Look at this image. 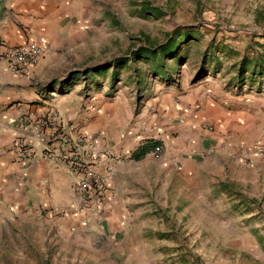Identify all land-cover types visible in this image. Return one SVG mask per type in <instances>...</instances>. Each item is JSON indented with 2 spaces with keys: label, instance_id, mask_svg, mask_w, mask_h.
I'll return each mask as SVG.
<instances>
[{
  "label": "rangeland",
  "instance_id": "obj_1",
  "mask_svg": "<svg viewBox=\"0 0 264 264\" xmlns=\"http://www.w3.org/2000/svg\"><path fill=\"white\" fill-rule=\"evenodd\" d=\"M149 2L153 5L146 7L159 11L149 14L140 5H120L119 35L107 28L98 36V43H91L89 57L79 64L73 59L72 67L112 61L140 46L157 49L176 36L178 60L164 58L163 79L157 74L160 65L145 59L129 60L114 81L111 70L97 75L79 71L73 79L81 85L85 99L92 96L105 107L109 118L123 124L131 147L148 138L159 141L161 151L157 154L149 152L139 160L130 153L114 156L125 166L142 165L145 173L152 175L151 195L148 189L146 194L134 192L132 187L134 201L122 203L109 216L107 212L84 222L81 215L74 214L79 218L73 225L77 228L68 233L57 230L50 240L46 237L51 245V250L44 252L51 256L46 264H103L109 256L110 264H264V166L258 175L249 171L246 184L230 179L228 170L223 179L206 175L196 185L180 179L176 170L167 178L162 176L160 164L166 151L195 158L200 146L187 122L184 131H175L170 125L176 118L159 106L161 89L169 84L190 91L198 84L226 83L229 88L237 83L241 59L264 55V0ZM183 32L188 33L187 41L178 34ZM71 75L58 71L50 89L54 96L70 93ZM249 88L243 89L241 96L254 95ZM250 104V110H264L262 105ZM260 118L255 131L250 130L252 138H264V120ZM260 159L264 163V158ZM120 184V195L125 197L131 183L124 180Z\"/></svg>",
  "mask_w": 264,
  "mask_h": 264
},
{
  "label": "crops",
  "instance_id": "obj_2",
  "mask_svg": "<svg viewBox=\"0 0 264 264\" xmlns=\"http://www.w3.org/2000/svg\"><path fill=\"white\" fill-rule=\"evenodd\" d=\"M120 5H140L141 9L153 4L149 0H0V40L10 46L35 42L44 50L36 64L17 73L8 69L1 58L4 48L0 45V264H46V258L51 257L44 253L51 250L46 237L50 240V235H55L57 230L66 233L74 230L77 227L73 225L79 219L70 205L76 178L65 166L45 161L40 156L39 146L31 160L17 159L14 140L25 137L32 142L29 132L17 121L19 115L30 112L39 117L54 107L67 119L74 133L94 137L112 158L121 152L132 155L139 146L153 139L142 140L131 147L123 124L114 117L109 118L105 107L93 101L92 96L85 99L81 85L73 80L79 71L97 75L111 70L114 81L128 65L129 61L118 67L116 61L128 58L130 53L94 66L72 67L73 59L79 64L89 57L91 43H98V36L108 29L119 35ZM60 70L72 74L69 79L73 87L70 93L56 97L50 89L54 88L52 82ZM157 70L163 79V66ZM254 84H257L255 89ZM248 86L246 83L239 87L236 83L228 88L226 83H207L194 85L187 91L183 86L176 85L174 89L169 84L161 89L160 108H166L167 113L176 118L170 126L175 131H184L187 122V128L193 129L194 140L200 146L195 158L179 152L169 155L166 151L165 161L160 164L162 176L167 178L176 170L180 179L196 185L206 175L223 179L226 170L229 178L240 184H246L249 171L258 175L264 163L260 162L262 157L253 152V147L264 150V138L250 137V130L255 131L260 117L264 120V110H250L253 105L250 103L264 107V82L250 84L249 90L255 94L244 98L242 90H248ZM237 90L241 91L239 95L234 93ZM165 123L169 127V121ZM207 125L212 131H208ZM160 151L159 146L157 152H150ZM151 179L152 175L146 174L142 165L125 166L120 160L116 161L109 182L112 206L100 217L118 211L122 203L134 201L132 187L134 192L146 194L148 189L151 195ZM124 180L131 183L126 198L120 195V182ZM243 198L241 195V200ZM111 258H106L103 264H110Z\"/></svg>",
  "mask_w": 264,
  "mask_h": 264
},
{
  "label": "built area",
  "instance_id": "obj_3",
  "mask_svg": "<svg viewBox=\"0 0 264 264\" xmlns=\"http://www.w3.org/2000/svg\"><path fill=\"white\" fill-rule=\"evenodd\" d=\"M0 45L4 48L1 58L8 69L17 73L36 64L44 54L43 48L35 42L10 46L0 40ZM17 121L32 138V142L25 137L14 140L13 149L19 161L31 160L39 146L40 156L45 161L62 164L75 176L74 198L70 204L73 214L81 215L86 222L111 208L109 182L116 159L103 151L94 137L74 133L67 119L54 107L39 117L23 113ZM158 150L156 146L154 152ZM253 152L264 158V150L260 147L254 146Z\"/></svg>",
  "mask_w": 264,
  "mask_h": 264
},
{
  "label": "trees",
  "instance_id": "obj_4",
  "mask_svg": "<svg viewBox=\"0 0 264 264\" xmlns=\"http://www.w3.org/2000/svg\"><path fill=\"white\" fill-rule=\"evenodd\" d=\"M148 9L149 14L153 12H158L159 9L154 7H146ZM183 37V41L188 40V33H178ZM181 42V41H180ZM178 48L179 42L176 40V36H170L168 40L159 45L157 49H153L151 47H138L136 50H132L130 52V56L128 58H120L116 61L118 67H123L127 64L129 60L137 61L140 59L150 60L156 65L159 64L163 66L164 58L170 56L171 58H175L178 60ZM180 59V57H179ZM237 84L239 87L248 83L253 84L254 82H259L261 84L264 82V55H256L251 59L243 58L241 59L238 65V73H237ZM159 144L158 140L149 139L144 144L139 146L133 153L132 158L135 160H139L144 157L147 153L154 150V148Z\"/></svg>",
  "mask_w": 264,
  "mask_h": 264
}]
</instances>
